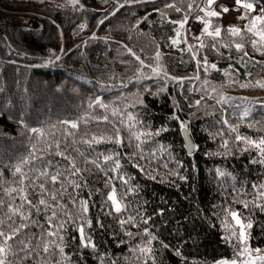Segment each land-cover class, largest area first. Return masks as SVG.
Segmentation results:
<instances>
[{"label":"trees","instance_id":"trees-1","mask_svg":"<svg viewBox=\"0 0 264 264\" xmlns=\"http://www.w3.org/2000/svg\"><path fill=\"white\" fill-rule=\"evenodd\" d=\"M201 2L0 0V182L17 187L11 166L26 158L32 145L38 140L43 142L45 137L48 142L53 138L60 140L63 148L73 140L88 139L92 135H113L115 125L120 128L123 141L121 145L110 142L93 145L96 153L111 154L119 160L118 171H111L112 162L105 164L103 156L97 168L85 163L84 157L73 151V147L68 148L67 153L83 170L80 177L70 179L80 182L81 188L74 190L66 185L67 192L59 200L71 217V220L63 214L59 217L66 222L60 235L64 237V255L68 259L61 260L57 253L50 258L51 264L57 261L60 264L231 261L237 249L234 242L224 239L228 233L221 221L226 207L241 211L251 219L249 245L264 250V211L253 204L244 209L242 204L236 203L237 200L253 201L257 193L253 185H264V164L255 162L264 157L255 148L243 151L246 145L234 140L236 134L253 141L264 139V87H241L264 81V47L254 48L251 41L259 37L246 31L251 17L259 12L248 17L240 14L224 17L223 14L211 18L212 25L221 29L218 38L221 46L215 50L205 48L193 59L191 53L182 49L199 42L184 29L180 39L186 36L187 44L173 45L172 41L178 39L179 25L172 21L179 22L186 15L191 17L198 13ZM189 3L192 4L190 12ZM16 18L32 26L17 22ZM233 26L241 29L246 57L234 46H224L241 42L240 37H232L225 31ZM201 39L209 45L212 43L210 37L202 35ZM125 45L153 67L158 46L163 55L161 64L168 74L191 79H184L183 87L169 81L164 92L159 91L165 86L159 79L137 82V65L127 63L130 56ZM54 55L60 59H52ZM203 56L216 68L208 72L203 68L198 70L196 60L203 64ZM144 71L147 73L148 69ZM220 96L230 98L229 102L217 103ZM96 99L108 105V111L96 106L89 108ZM197 100L201 101L199 105H196ZM112 109H123L131 114L140 122L136 125L140 132L155 133L162 126L168 131L154 135L138 149L129 130L111 115ZM103 115L109 116L112 125L97 124L92 119ZM173 115L189 125L188 133L194 144L192 153L184 147L179 123L170 119ZM81 118L88 119V123L81 122L78 129L71 130L75 135L66 137L67 126L62 122ZM230 126L236 127V133L230 132ZM33 128L43 130L45 136H35ZM85 130L88 136L84 135ZM218 132H223V139L228 140L230 153L221 146ZM74 147L89 161L95 158L88 156L92 149L87 145L76 143ZM52 151L37 153L38 159L33 163L44 167L43 161H52L47 166L50 172L55 167H63L67 162L52 155ZM170 172H179L186 179L181 180ZM119 176L127 179L128 185H124ZM112 187L116 188L118 199L123 194L121 213L113 211L111 202L105 203ZM129 188L133 190L128 191ZM69 193L75 195L76 201H89L87 218L91 227H85V232L91 237L94 248L80 245L79 232L72 221H83L78 219V207ZM128 216H134V221L122 225L120 221ZM44 217L43 212L32 216L47 229ZM145 220L148 222L144 223ZM25 231L29 235L36 233L33 243L39 242L41 228L33 226ZM149 240L151 252L142 254L141 249L149 246ZM52 250L57 251L55 247ZM17 264L45 262L40 256L18 260Z\"/></svg>","mask_w":264,"mask_h":264},{"label":"snow or ice","instance_id":"snow-or-ice-1","mask_svg":"<svg viewBox=\"0 0 264 264\" xmlns=\"http://www.w3.org/2000/svg\"><path fill=\"white\" fill-rule=\"evenodd\" d=\"M74 2L78 3V0H74ZM214 4L216 5V8H213ZM257 5H260L259 13L251 17L249 25L246 26V31L251 33L253 36L259 37L258 40L251 41L254 48L259 50L260 47H264V0H223V2L219 3L217 0H203V6L198 7H200V11L203 12L204 15L202 17H196V19L203 24L201 34L192 37L193 40L198 41L199 43L188 44L187 48L182 49V51L191 53L192 58L196 59L197 55L202 53L205 48H209L210 50L217 49L221 46L218 40L221 36V29L219 26L212 25L211 18H218L230 11H235L242 17H248L251 13L257 11ZM167 7H175V5H167ZM187 8L190 12L192 4L189 3ZM217 8L219 11L216 10ZM241 9H243V11H241ZM176 11H181V9L176 8ZM103 22V20L100 21L101 24ZM187 22V15L182 21H172V23L179 25L176 29L178 39L172 41L173 45L180 42L187 44L186 36L183 37L182 40L180 39L181 31L184 30V25ZM225 31L232 37H240L241 42H233L232 44L224 46H234L236 51L242 52L243 56L246 57L248 53L244 52L241 29L233 26ZM201 35L210 37L212 43L209 45L206 41L202 40ZM124 47L130 56L127 63H135L137 65V82L152 78L159 79L163 81L165 85L160 87L159 91L164 92L169 81L183 87L184 79H191L170 76L161 64L163 55L159 51L158 46L154 57V67L152 65L145 64L144 61L132 51V49L127 48L126 45ZM52 59L59 60L60 57L58 55H54ZM48 62L51 63L52 60L50 59ZM196 63L197 69L199 70L203 68L205 72L216 68L215 64L209 65L206 56H203V64H201L198 59L196 60ZM145 69H148L147 73L144 71ZM196 79H199V77L197 76ZM248 86L264 87V81H257L256 85H241V87ZM213 90L215 91V89ZM201 99H203V97H201ZM229 99L230 98L220 96L217 98V103L227 104ZM138 102L141 104L143 103V101L139 100ZM200 103V100L196 101V105H199ZM93 106L102 108L105 111H108L109 109V106L104 104L99 99H96L93 103L88 105L89 108H92ZM176 107L178 109L179 105ZM111 115L113 117H117L119 119V123L129 130L130 136L137 141L136 148L138 149L146 140L151 139L154 135L158 136L161 132L168 131L166 127L162 126L155 133L140 132L136 129V125L140 122L135 120L131 114L124 112L123 109H112ZM92 119L97 124L107 123L112 125V121L109 119L108 115H103L102 117H92ZM170 119L178 121L180 129L184 133H188L189 125L185 121L181 120L178 115H173ZM81 122L87 124L88 119L81 118L79 121H63L62 123L67 126L65 128L66 137L74 136L75 132L71 130L78 129ZM223 123L226 124L227 121H223ZM31 131L35 134V136H45L44 131L41 129L33 128ZM236 131V127L230 126L231 133H236ZM112 133L113 135L109 136L92 135L88 139H82L80 141L73 140L70 144L64 145L63 148L61 147L60 140L53 138L52 142H48L45 137L43 142L38 140L36 144L32 145V151L28 153L26 158L22 157L15 165L11 166L12 176L16 178L14 183L17 187L6 186V181L0 182V193H2V195H0V264H17L18 260H25L40 256H43L45 264H51L50 258L55 257L57 253L60 255L61 260L68 259V257L64 255V237L60 235V232L65 229L66 222L60 220L59 217L61 214L68 217L69 220H71V217L65 211L64 205L59 203V200L63 199L64 194L67 192L66 185L72 186L74 190L81 188V183L70 179V177H80L83 170L77 166L75 158L70 153H67V150L69 147H73V151L84 157L85 163H92L97 168L100 167V157L103 156L105 164L109 161L112 162L109 166L110 170L118 171L120 168L119 160L114 159V156L111 154H98L93 148V145L109 142L114 145H121L123 141L120 135V128L113 125ZM84 135L88 136L87 130H85ZM216 135L221 137V146L230 153L231 150L228 149L229 142L228 140L223 139V132H218ZM234 140L238 143L246 145V147L242 149L243 151L255 148L260 155L264 157V139L253 141L248 137L236 134L234 136ZM76 143L87 145L89 149H92V151L88 153V156H94L95 158L89 161L88 158L84 156V153L80 152L79 148L74 147ZM38 145L40 146L38 147ZM49 149L53 150L52 155L62 157V159L67 162L63 167H55V170L52 172L47 170V166L52 164V161L50 160L43 161L44 167L33 163L34 160L38 159L37 153L48 154ZM255 162L264 164V159H260ZM56 163L59 165V161ZM29 165H31V167H29ZM169 174L179 176V179L181 180L186 179V177L180 175L179 172H170ZM219 174L224 175L223 172H220ZM0 175H2V172H0ZM152 178L154 179L155 177ZM118 179H120L124 185H128L129 183V181L123 176H119ZM107 184L108 182L106 181V186ZM49 185H59V187H49ZM253 188L257 189V193L253 201L237 200L236 203L242 204L244 209H248L250 204H253L255 207L261 208V210L264 211V203H262L264 202V185H253ZM29 189H31V192H29ZM132 190L133 189L131 188L128 189V191ZM69 195L78 207V219L83 221V223H76L75 221H72L76 230L79 232L80 245L81 247L94 248L95 246L91 242V237L85 232V227H91V221L87 218L89 201H76L74 194L69 193ZM17 200L19 203H17ZM108 202H111V207L115 213H121L122 210H124L123 194H121V198L118 199L115 187H112L111 191L107 193L105 203ZM41 212L45 213L44 218L48 226L47 229L44 228V225H42L39 220L32 218L33 213L40 214ZM48 213H50V215ZM134 219V216H128L127 219L121 220L120 223L122 225L129 224L132 223ZM147 222V220L144 221V223ZM221 223L224 226L225 232L228 233L225 235L224 239L226 242H234V247H236L237 252L235 258L231 261L221 260L218 261L217 264H264V250L259 248L253 249L249 245V230L253 226L249 217L244 216L241 211H237L232 207H226L223 209V219ZM33 226L42 229L39 233V242L35 244L33 243V237L37 234L32 233L29 235V233L25 231ZM99 226L103 227V225ZM128 235L132 234L128 233ZM73 239H75V237H73ZM53 247L57 250L56 252H53ZM141 252L142 254H148L151 252L150 240L149 246L141 249ZM57 264H60V261H57Z\"/></svg>","mask_w":264,"mask_h":264},{"label":"rangeland","instance_id":"rangeland-1","mask_svg":"<svg viewBox=\"0 0 264 264\" xmlns=\"http://www.w3.org/2000/svg\"><path fill=\"white\" fill-rule=\"evenodd\" d=\"M217 1H222L223 2V0H217ZM199 6L200 7L203 6V0H202L201 4ZM200 7L198 9L199 12L198 13H194L191 17H188V22L184 25V29H187L193 36L200 35L201 34V29L203 27V24L198 19H196L197 16H201L202 17L204 15V13L200 11ZM256 7H257V11L256 12H259L260 5H257ZM237 14H239V13H237L235 11H230L229 13L224 14V17L225 16L226 17H234ZM15 20L17 22L24 23L26 26H32V24L29 23V22H23L22 18H16ZM176 37H177V34H176ZM251 94L259 95V93H256V92H252Z\"/></svg>","mask_w":264,"mask_h":264},{"label":"water","instance_id":"water-1","mask_svg":"<svg viewBox=\"0 0 264 264\" xmlns=\"http://www.w3.org/2000/svg\"><path fill=\"white\" fill-rule=\"evenodd\" d=\"M182 137H183V141H184V147L186 148L187 152L192 153L194 150V144L191 140L189 133L186 134L182 131Z\"/></svg>","mask_w":264,"mask_h":264}]
</instances>
